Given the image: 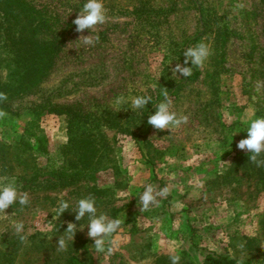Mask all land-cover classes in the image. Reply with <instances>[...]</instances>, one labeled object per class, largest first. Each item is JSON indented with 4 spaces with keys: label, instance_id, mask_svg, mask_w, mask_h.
Wrapping results in <instances>:
<instances>
[{
    "label": "rangeland",
    "instance_id": "obj_1",
    "mask_svg": "<svg viewBox=\"0 0 264 264\" xmlns=\"http://www.w3.org/2000/svg\"><path fill=\"white\" fill-rule=\"evenodd\" d=\"M86 2L0 0V175L30 198L0 214V264H67L84 250L92 264H171V254L180 264H206L207 254L264 264V167L236 146L264 117V0H103L107 22L78 33ZM87 35L99 43L83 45ZM201 41L213 53L204 67L173 76ZM48 42L53 58H37ZM31 67L43 78L10 98ZM164 88L172 110L189 117L171 132L147 123ZM120 95L128 103L115 104ZM136 96L152 99L133 109ZM147 184L169 194L140 212ZM90 195L98 214L124 221L111 256L95 252L87 214L77 221L72 211ZM61 198L70 208L59 216Z\"/></svg>",
    "mask_w": 264,
    "mask_h": 264
},
{
    "label": "clouds",
    "instance_id": "obj_2",
    "mask_svg": "<svg viewBox=\"0 0 264 264\" xmlns=\"http://www.w3.org/2000/svg\"><path fill=\"white\" fill-rule=\"evenodd\" d=\"M108 10L103 4V0H87L83 5L81 11L73 24L76 25V31L83 33L85 30L93 32L98 25H104L108 20ZM79 40H82L83 45L95 46L99 43V36L93 38L91 35L81 36ZM212 50L209 44L201 41L195 46L188 47L183 56L185 57L183 65L176 64L172 69L173 76L177 77V74L184 78H188L193 74V68H203L205 62L212 55ZM191 67H188V64ZM163 100L155 105V113L148 117L147 123L154 129L159 131L164 130H176L182 125L188 123L189 117L187 115H178L177 112L172 110V100L169 96L168 89L162 90ZM150 96H136L131 98V106L133 109H143L151 101ZM8 100V95L5 92H0V103H4ZM128 103V99L123 95L116 98L115 104L122 105ZM8 113L3 109H0V120L6 118ZM247 138L241 139L237 143L239 150H244L249 155V160L256 167H264V117L255 118L250 122V126L247 128ZM223 154V153H222ZM221 154V155H222ZM169 194L168 188H162L157 190V187L152 184H147L145 190L139 197L140 212L148 211L153 206L159 205L158 198H166ZM23 207L30 204V198L28 193H21L15 183L14 179H10L7 175H0V214L5 217L6 210L16 204ZM70 208L69 202L60 199L57 207V213L59 216L63 215ZM76 213L75 219L81 221L87 214L89 218L87 235L94 241L92 247L96 253L105 254L111 256L118 249L119 245L115 239H112L113 235L121 229L122 221L119 218H110L105 213L98 214L96 207V200L93 196L81 198L77 201L75 208L72 209ZM15 234L19 237L22 244H26L28 241L27 235L24 233V223L22 221L15 222L13 224ZM80 230H83L81 228ZM77 231V225L74 223H68L64 232L71 235L68 239H74ZM57 251H66L67 243L64 237L58 238ZM171 264H180L181 256L179 254H171L169 256Z\"/></svg>",
    "mask_w": 264,
    "mask_h": 264
},
{
    "label": "trees",
    "instance_id": "obj_3",
    "mask_svg": "<svg viewBox=\"0 0 264 264\" xmlns=\"http://www.w3.org/2000/svg\"><path fill=\"white\" fill-rule=\"evenodd\" d=\"M18 5H19V3L17 1H15L14 3H11L12 7H14V6L17 7ZM44 53L46 56L52 55L51 58H53V56L55 55V50H54V46H53L52 42L46 43L45 46L43 47V49L36 53V57L40 58V57L44 56ZM195 76H196V73H195V70L193 68V74L191 75V78H194ZM42 78H43V74H42V71L40 70V68H38V67L28 68V70H25V72L21 75L20 80H19V85L16 87L17 89L13 93H10L9 97L12 98V97L16 96L17 94L32 88L37 83H39ZM5 88H6V86L2 85L0 87V91L6 90ZM3 146H5V145L0 143V149H2ZM0 159L2 160V157ZM262 184L264 187V177L262 179ZM263 229H264V223H263ZM84 255H85V257L80 261H76L74 258H69L67 260V264H92L93 259H92L91 254L87 250H84ZM204 262L206 264H236L234 259H228V258L223 257V256L211 255V254H207L205 256Z\"/></svg>",
    "mask_w": 264,
    "mask_h": 264
}]
</instances>
